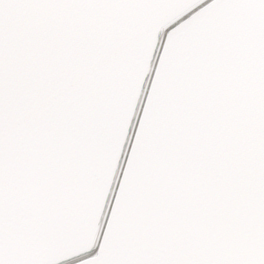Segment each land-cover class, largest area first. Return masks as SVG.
Here are the masks:
<instances>
[{"label":"snow or ice","instance_id":"1","mask_svg":"<svg viewBox=\"0 0 264 264\" xmlns=\"http://www.w3.org/2000/svg\"><path fill=\"white\" fill-rule=\"evenodd\" d=\"M0 264H264V0H0Z\"/></svg>","mask_w":264,"mask_h":264}]
</instances>
